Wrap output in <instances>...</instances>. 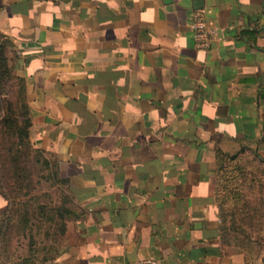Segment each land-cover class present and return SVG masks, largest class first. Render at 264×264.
<instances>
[{"label": "crops", "instance_id": "1", "mask_svg": "<svg viewBox=\"0 0 264 264\" xmlns=\"http://www.w3.org/2000/svg\"><path fill=\"white\" fill-rule=\"evenodd\" d=\"M0 46L84 211L47 264H264L221 240L217 195L223 158L264 160V0H0Z\"/></svg>", "mask_w": 264, "mask_h": 264}, {"label": "rangeland", "instance_id": "2", "mask_svg": "<svg viewBox=\"0 0 264 264\" xmlns=\"http://www.w3.org/2000/svg\"><path fill=\"white\" fill-rule=\"evenodd\" d=\"M25 105L0 53V255L4 264H47L71 241L84 211L53 159L30 140ZM217 195L221 240L264 260V160L251 150L223 158Z\"/></svg>", "mask_w": 264, "mask_h": 264}, {"label": "built area", "instance_id": "3", "mask_svg": "<svg viewBox=\"0 0 264 264\" xmlns=\"http://www.w3.org/2000/svg\"><path fill=\"white\" fill-rule=\"evenodd\" d=\"M192 30L198 46L207 48L213 40V34L208 28L204 16V10L197 13L196 19L193 21ZM138 264H158L155 260L146 259L140 261Z\"/></svg>", "mask_w": 264, "mask_h": 264}, {"label": "trees", "instance_id": "4", "mask_svg": "<svg viewBox=\"0 0 264 264\" xmlns=\"http://www.w3.org/2000/svg\"><path fill=\"white\" fill-rule=\"evenodd\" d=\"M0 53L2 54V56H3V58H4V60H5V62H6V66H7V68H8V65H7V61H6V58H5V56H4V53H3V51H2V48H1V46H0ZM8 70H9V68H8ZM9 73H10V71H9ZM11 75V74H10ZM12 77V76H11ZM13 78V77H12ZM14 79V78H13ZM18 81V80H17ZM19 82V81H18ZM23 91V90H22ZM26 106V105H25ZM26 114H27V109H26ZM27 118H28V116H27ZM29 120V119H28ZM1 221V220H0Z\"/></svg>", "mask_w": 264, "mask_h": 264}]
</instances>
